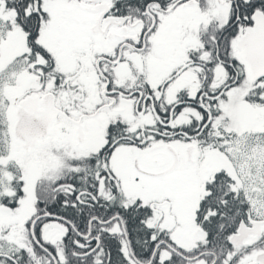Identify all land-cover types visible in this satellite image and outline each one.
<instances>
[{
  "label": "snow or ice",
  "instance_id": "obj_1",
  "mask_svg": "<svg viewBox=\"0 0 264 264\" xmlns=\"http://www.w3.org/2000/svg\"><path fill=\"white\" fill-rule=\"evenodd\" d=\"M0 264H264V0H0Z\"/></svg>",
  "mask_w": 264,
  "mask_h": 264
}]
</instances>
